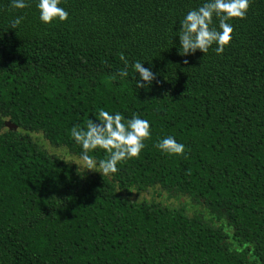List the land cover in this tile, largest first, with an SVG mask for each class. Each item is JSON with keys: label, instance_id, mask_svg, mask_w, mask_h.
I'll return each instance as SVG.
<instances>
[{"label": "trees", "instance_id": "1", "mask_svg": "<svg viewBox=\"0 0 264 264\" xmlns=\"http://www.w3.org/2000/svg\"><path fill=\"white\" fill-rule=\"evenodd\" d=\"M202 2L61 0L67 18L42 24L33 0H0V264H264V0L228 21L221 54L180 55L179 20ZM134 60L154 74L141 88ZM99 108L149 122L144 148L111 176L32 139L79 157L68 130ZM165 135L184 153L157 150Z\"/></svg>", "mask_w": 264, "mask_h": 264}, {"label": "clouds", "instance_id": "2", "mask_svg": "<svg viewBox=\"0 0 264 264\" xmlns=\"http://www.w3.org/2000/svg\"><path fill=\"white\" fill-rule=\"evenodd\" d=\"M33 3L42 24L62 22L68 16V12L60 6L61 0H33ZM248 4L249 0H203L198 7L189 9L179 20L180 27L175 33L179 41V54L188 55L196 50L205 53L213 44L215 53L221 54L229 44L233 32L232 24L228 21L244 18ZM9 6L17 10L23 9L26 7V0H9ZM213 17L216 19L215 26H212ZM22 19L23 16H14L8 22V27L16 29ZM143 64L134 60L130 65L131 70L138 75L135 80L136 88L144 87L154 79L153 72L143 67ZM128 68L129 64L125 60L123 69L118 70L116 75L127 76ZM93 116L95 119L88 118L84 127L73 125L68 134L81 148L78 157L82 162L80 171L91 170L101 176H111L117 172L118 163L137 157L144 148L143 141L150 135L149 122L136 114L122 121L119 112H109L103 108L97 109ZM154 147L168 155H181L185 150V145L171 135L158 138ZM94 149H102L105 158L96 160L89 155Z\"/></svg>", "mask_w": 264, "mask_h": 264}, {"label": "rangeland", "instance_id": "3", "mask_svg": "<svg viewBox=\"0 0 264 264\" xmlns=\"http://www.w3.org/2000/svg\"><path fill=\"white\" fill-rule=\"evenodd\" d=\"M32 139L35 140L41 147H43L45 150H47L49 153H54L56 155H59L60 157H62L63 159H65L68 162L73 163L74 165L78 166L79 169L81 167V161L79 160V158L69 152H67L65 149L63 148H55L52 145H50V143L44 139V137L41 135V133H32L31 134ZM89 173H97L95 171H91V170H85ZM159 194H161V196H159ZM131 197L132 200L134 201H156L159 203H162L164 205L167 206H172V207H180V203L174 199V198H169L168 195L166 193H156L153 190L150 191H146V192H139L137 190H133L131 193ZM184 203V200H183ZM196 208V204L190 202L185 206L186 212L189 215H193V214H201L202 210L200 209L201 207L198 206L199 210H197L196 212L194 211L193 208Z\"/></svg>", "mask_w": 264, "mask_h": 264}, {"label": "water", "instance_id": "4", "mask_svg": "<svg viewBox=\"0 0 264 264\" xmlns=\"http://www.w3.org/2000/svg\"><path fill=\"white\" fill-rule=\"evenodd\" d=\"M5 125L9 130H17V125L12 123L11 121H7Z\"/></svg>", "mask_w": 264, "mask_h": 264}]
</instances>
